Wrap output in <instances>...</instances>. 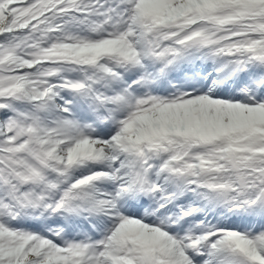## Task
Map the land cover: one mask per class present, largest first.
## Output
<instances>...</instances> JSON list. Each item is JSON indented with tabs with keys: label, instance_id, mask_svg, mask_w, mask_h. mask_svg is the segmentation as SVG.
Here are the masks:
<instances>
[{
	"label": "snow or ice",
	"instance_id": "6c2138e0",
	"mask_svg": "<svg viewBox=\"0 0 264 264\" xmlns=\"http://www.w3.org/2000/svg\"><path fill=\"white\" fill-rule=\"evenodd\" d=\"M0 264H264V0H0Z\"/></svg>",
	"mask_w": 264,
	"mask_h": 264
}]
</instances>
